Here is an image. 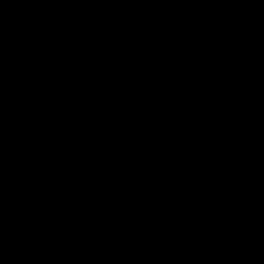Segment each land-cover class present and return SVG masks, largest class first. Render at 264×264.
I'll use <instances>...</instances> for the list:
<instances>
[{"label":"water","instance_id":"1","mask_svg":"<svg viewBox=\"0 0 264 264\" xmlns=\"http://www.w3.org/2000/svg\"><path fill=\"white\" fill-rule=\"evenodd\" d=\"M0 264H264V0H0Z\"/></svg>","mask_w":264,"mask_h":264}]
</instances>
